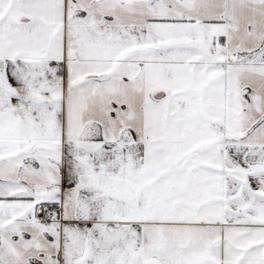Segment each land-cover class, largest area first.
<instances>
[{
	"label": "snow or ice",
	"instance_id": "6c2138e0",
	"mask_svg": "<svg viewBox=\"0 0 264 264\" xmlns=\"http://www.w3.org/2000/svg\"><path fill=\"white\" fill-rule=\"evenodd\" d=\"M0 264H264V0H0Z\"/></svg>",
	"mask_w": 264,
	"mask_h": 264
}]
</instances>
